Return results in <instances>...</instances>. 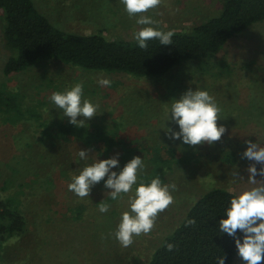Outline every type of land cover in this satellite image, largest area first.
<instances>
[{"label":"rangeland","instance_id":"374dc122","mask_svg":"<svg viewBox=\"0 0 264 264\" xmlns=\"http://www.w3.org/2000/svg\"><path fill=\"white\" fill-rule=\"evenodd\" d=\"M32 1L64 31H99L108 39L134 40V32L141 27L135 17L128 16L121 0ZM221 8V0H161L144 15L159 21L162 30L187 31L217 16ZM1 31L0 11V85L24 93L23 112H40L51 134L39 140L42 128L34 118L14 126L0 124V199L14 200L27 221L23 233L0 242V264H148L161 240L206 191L219 187L239 193L255 187L248 179L249 164H256V179L264 181L259 175L261 165L242 156L247 140L264 146V20L230 38L213 57L188 59L163 75L153 76L87 70L50 60L5 77L2 67L9 52ZM100 76L110 79L111 84L98 85ZM79 82L84 84L85 96L100 105L98 114L84 126L98 133L89 144L95 148L83 143V128L73 126L64 136L52 125V121L69 122V118L62 116L49 97ZM196 86L207 89L221 109L218 124L226 131L212 145H185L161 129L171 99ZM171 126L178 130L174 123ZM110 137L115 141H108ZM117 141L124 143V150ZM27 142L35 145L31 158L23 153L29 151L25 150ZM45 146L49 151L39 156ZM106 148L107 152H101ZM80 149L89 150L88 163L99 153L100 159L119 154L121 168L140 155L146 169L138 176L150 172L148 179L159 176L164 183L176 185L173 203L158 213L151 232L135 236L127 248L119 244L114 232L120 214L129 208L131 193L113 200L103 181L84 198L68 189L71 178L85 166L78 156ZM169 149L174 150L173 155H168ZM155 156L161 158L153 160ZM160 159H165L164 163ZM155 165L162 166L163 173L156 171ZM100 203L110 205L107 213L99 212ZM232 264L245 262L237 254Z\"/></svg>","mask_w":264,"mask_h":264},{"label":"trees","instance_id":"16d2710c","mask_svg":"<svg viewBox=\"0 0 264 264\" xmlns=\"http://www.w3.org/2000/svg\"><path fill=\"white\" fill-rule=\"evenodd\" d=\"M221 3L217 16L194 24L187 31H175L173 44L160 45L158 40H151L148 47L142 49L135 39H108L99 31L91 34L64 31L54 26L32 0H0L1 37L9 52L2 72L9 77L42 61L55 60L87 70L118 71L136 76L163 75L185 60L213 57L230 38L264 20V0H221ZM23 97L24 93L19 90L11 91L0 85V124L14 126L34 118L36 125L42 128L39 140L47 139L51 134L48 121L32 109L26 115L21 108ZM52 125L64 136L71 133L74 126L59 120L52 121ZM82 132L83 143L95 148L89 144L98 133L87 127H83ZM108 141L115 140L110 137ZM117 142L124 150V143ZM27 146L25 150L29 151L25 153L23 150V153L31 158L35 145L27 142ZM44 149L38 152L39 156H45L49 151L47 146ZM105 150L107 152V148ZM126 150V153L130 152ZM173 153L174 150L169 149L168 155ZM157 158L161 157L155 156L153 160ZM160 161L164 163L165 159ZM168 161L166 159L165 163ZM155 166L156 171L163 173L162 166ZM59 174L64 175L65 172L59 171ZM147 174L142 176L148 179ZM236 193L214 187L198 197L179 225L155 248L148 264H217V259L223 255L225 264H232L238 254L235 241L226 233L219 232L218 222ZM16 206L12 199H0V242L26 230L27 221ZM237 235H240L239 230Z\"/></svg>","mask_w":264,"mask_h":264},{"label":"clouds","instance_id":"9594fccd","mask_svg":"<svg viewBox=\"0 0 264 264\" xmlns=\"http://www.w3.org/2000/svg\"><path fill=\"white\" fill-rule=\"evenodd\" d=\"M121 3L128 16L135 17V23L141 26L134 32V39L140 48L146 49L151 40H158L160 45L173 44L174 31L162 30L159 21L150 15H144L150 9L157 8L161 0H121ZM97 83L104 87L109 86L111 81L100 76ZM49 100L76 128H83L88 120L98 114L100 107L97 102L85 96L83 82L53 92ZM220 112L215 98L207 89L189 87L179 98L171 99L165 109L164 126L161 129L170 139L179 140L185 145H212L226 131L223 124H218ZM78 116L83 119H77ZM172 123L178 126V130L171 126ZM245 143L247 147L242 154L243 158L260 164L259 175L264 176V146L257 140H247ZM100 155L101 153L88 163L89 150H79V159L85 161V166L71 178L68 189L84 198L88 197L94 185L103 181L113 200L122 198V194L131 193L128 196L129 208L120 214L114 232L119 244L127 248L133 243L135 236L151 232L158 213L173 203L172 193L176 190V185L164 183L159 176L151 179L138 176L146 169L140 155L128 160L122 168L119 154L104 159L98 158ZM247 171L249 181L256 186L232 195L219 219L218 230L221 234L226 233L234 238L238 254L245 264H261L264 261V181L256 179V164H249ZM234 175L239 176L237 172ZM109 207L107 203H100L99 212L107 213ZM237 230L240 235H237ZM168 247L171 248L172 245ZM225 259V255L219 257L217 264H225Z\"/></svg>","mask_w":264,"mask_h":264}]
</instances>
